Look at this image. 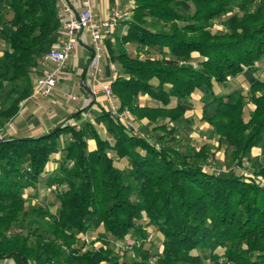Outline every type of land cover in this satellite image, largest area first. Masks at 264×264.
<instances>
[{"label": "trees", "instance_id": "1", "mask_svg": "<svg viewBox=\"0 0 264 264\" xmlns=\"http://www.w3.org/2000/svg\"><path fill=\"white\" fill-rule=\"evenodd\" d=\"M58 7L59 0H0V129L30 94L39 60L61 29ZM4 8L10 12L6 21ZM215 20L222 30H211ZM122 23L126 31L116 48L105 44L119 69L111 87L119 109L147 120L157 139L135 132L105 108L95 123L111 141L99 136L92 121L76 122L87 108L39 136L0 135V260L150 264L154 257L155 264H220L222 257L225 264H264V184L245 173L216 174L180 152L175 122L185 108L172 103L200 89L207 100L201 120L225 141L236 166L252 159L253 147L264 151V79L250 83L248 98L213 91L214 83L245 69L255 72L264 58V0H135L132 16ZM131 43L146 53L131 54ZM249 102L254 108L246 120ZM58 152L62 160L47 174ZM194 155L205 158V147ZM252 160L255 174L264 178V158ZM36 188H53L55 214L29 205ZM24 222L26 227L8 233ZM149 227L162 235L156 254ZM92 231L96 248L79 239ZM126 238L131 260L114 253V242Z\"/></svg>", "mask_w": 264, "mask_h": 264}, {"label": "crops", "instance_id": "2", "mask_svg": "<svg viewBox=\"0 0 264 264\" xmlns=\"http://www.w3.org/2000/svg\"><path fill=\"white\" fill-rule=\"evenodd\" d=\"M65 1L68 4H70L73 8L77 7V0H65ZM131 6H135V0H95V10L102 16H109L112 10L115 8L123 9V8H130ZM132 14H133V10L132 13L127 18L131 17ZM124 19L126 18L120 19L112 34L108 35L105 38V44L106 41L108 40L112 44V47L114 49L116 48V44L118 42L119 37L122 36L126 31V26L122 23ZM63 34H64V30L61 25V29L56 35V38L53 43L61 39L63 37ZM132 44L134 43L128 44L126 45V47L131 54H135L136 53L135 49L138 46L136 44L135 46ZM90 54H91V50L90 47L88 46V41L87 43L78 44L67 62L65 68V74H66L65 78L57 82L53 93L49 97L41 101L39 105L37 106L33 105L29 100H26V98L22 100L19 104V109L17 114L12 119H10L9 122L10 125L6 129L5 136L35 137L45 134L49 130H51L54 126L60 124V122L65 120L71 114L77 112L82 108H87L86 111L80 115L79 119L76 122L81 125L86 121H92L97 129L99 136L103 139H107L111 141V137H109V135L106 133L104 126L102 124L95 123L96 117L99 115L102 108L106 109L107 103L104 96L101 93H97L94 95L91 92L90 82L86 75L87 62ZM262 66H264V58H262L257 63V70L255 72L249 69H245L243 72L239 73L238 75H236L235 77L231 78L229 81L224 83L226 86H223L224 84L214 83L213 84L214 93L226 94L229 92H236L235 90H237L240 87L242 88L246 87L248 90L250 83H252L256 78L264 79L262 78V73H261ZM102 67H103V77L105 80H111L115 75L119 74L118 66L108 55L103 60ZM34 74L35 72L32 75L31 82H33ZM201 94L202 92L200 89L196 90L192 94V98L194 99L200 98ZM72 95L76 96L77 100H71L69 97ZM140 99L144 104L147 105L153 104V102H151L146 96H141ZM179 101L180 99L174 98L172 100V103L176 104L179 103ZM202 107L200 109H202ZM184 114H186V111L184 112ZM133 117H134V121H133L134 126L135 124L148 122L145 119H138L134 115ZM90 140H92L91 145H89L91 143ZM87 142L89 149L95 148L94 139L90 138L88 139ZM251 153L253 154L252 151ZM53 156L59 157L60 152L54 154ZM252 159L255 158L252 157ZM121 162L123 161L122 160L117 161V164H120ZM55 167H57L56 164H54L50 160L46 166L47 173L50 174L55 169ZM41 190L45 191V189H40V191ZM126 240L131 241L130 238H126ZM0 264H14V262L11 259H2L0 260ZM29 264H36V262L30 259ZM55 264H60V263L57 262Z\"/></svg>", "mask_w": 264, "mask_h": 264}, {"label": "built area", "instance_id": "3", "mask_svg": "<svg viewBox=\"0 0 264 264\" xmlns=\"http://www.w3.org/2000/svg\"><path fill=\"white\" fill-rule=\"evenodd\" d=\"M134 7L115 8L109 16H102L95 10V0H77L76 8H73L65 0H59L58 14L61 17L64 34L40 58L39 66L33 77L31 91L26 100L37 106L49 97L57 82L65 78L67 62L77 45L88 41L91 54L87 62L86 75L92 94L101 93L106 100L107 111L134 129V117L130 112L119 109L117 96L112 90L111 81L115 79L116 75L111 80H105L102 67V62L107 56L105 38L112 34L120 19L127 18L132 13ZM69 98L77 100L74 95ZM79 239L86 246L93 245L88 233L80 235ZM131 244L132 241H126V239L114 242V253L123 259L125 252L131 250ZM97 245L93 246L96 248ZM149 263L155 264L154 257H150Z\"/></svg>", "mask_w": 264, "mask_h": 264}, {"label": "rangeland", "instance_id": "4", "mask_svg": "<svg viewBox=\"0 0 264 264\" xmlns=\"http://www.w3.org/2000/svg\"><path fill=\"white\" fill-rule=\"evenodd\" d=\"M180 6L185 10H190L191 8V5L188 3H183ZM9 16H10V12L8 11L7 8H4L2 11V20L6 21ZM222 29L223 27L222 25L219 24V20H215L212 23L211 30L213 32H217ZM132 45L135 46V44ZM137 48L135 49L136 52L141 51V54L146 53V51H144L142 48L140 47ZM261 73H262V78H264V66H262L261 68ZM19 86L22 87L23 83H20ZM223 86L226 85L224 84ZM235 91L244 94L245 97L248 98V90L246 87L243 88L240 87ZM179 103H181L184 106L186 111V114H183V116L178 121L175 122V126L177 127L176 148L180 152L187 154L193 159V161H196L200 165L207 167L216 174L229 175L231 172H235L236 174L245 173L255 176L262 184H264V178H262L260 175L257 176L255 174V172L257 171V166L255 165L256 164L255 161L252 159L248 161L244 160L242 165L240 166H236L234 163H231L228 159L225 141L222 138H220L218 135H216L210 126L202 122V120L200 119L201 118L200 108L205 103H207V100L204 97L203 93L200 95V98L194 99L192 98L191 95V97L188 100L186 101L180 100ZM252 108L254 107L250 102L246 103L243 109V116L246 120L248 119V114ZM212 111L213 109L212 107H210L209 108L210 114L212 113ZM9 122L10 121L5 122L6 123L5 127L0 129V135H6V129L10 125ZM135 126H134L135 132L141 133L143 136H145L148 139L153 138V140H156L159 135L158 132H154L152 130V126L149 122L135 124ZM88 139H90V137H88ZM90 142L91 143L89 145L92 144V140H90ZM202 146L205 147L206 157L205 158L196 157L194 153L198 151ZM251 151L253 152V154L251 153ZM251 151H250L251 158L252 157L261 158V159L264 158V151H262L261 147L255 146V148L251 149ZM53 157H51L50 160L57 166L58 163L61 162L62 160V153H60L59 157H55V156ZM36 192H37L36 197H34V199H32V201L29 202V205L33 206L34 208L41 205L47 208L51 213L55 214L57 211V206L55 204V191L53 190V188L45 189V191L42 190L40 191L39 188H36L35 193ZM24 227H26V222H24L23 224H19V223L14 224L11 230L8 231V233H10L11 231L17 233ZM42 229L44 230L43 227ZM153 230H154L153 228L149 227V231L151 234L150 240H152L151 252L152 254H156L160 252L162 249V245H161L162 235ZM89 236L92 240L95 239L97 236L96 231H92L89 234ZM126 241H130V240H126ZM95 244L97 245L98 243ZM217 252L220 254V256H222L223 249L218 248ZM132 257H133L132 250L129 249L125 252V256L123 259L131 260ZM218 262L220 264H225L224 262H222V257L218 259ZM201 264H213V263L204 260Z\"/></svg>", "mask_w": 264, "mask_h": 264}]
</instances>
